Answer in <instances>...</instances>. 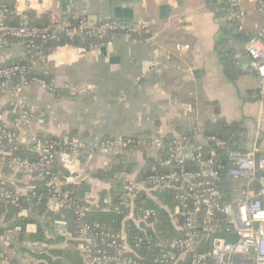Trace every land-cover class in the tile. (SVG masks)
<instances>
[{"label": "crops", "instance_id": "crops-1", "mask_svg": "<svg viewBox=\"0 0 264 264\" xmlns=\"http://www.w3.org/2000/svg\"><path fill=\"white\" fill-rule=\"evenodd\" d=\"M233 1L20 0L13 20L21 23L30 22L31 12L37 18L45 15L51 25L94 17L92 23L98 25L99 17H104L141 25L143 31L138 38L106 36L80 54L63 46L32 57L26 42L5 41L0 63L26 60L30 54V67L55 91L17 88L14 83L0 87V122H10L8 108L20 101L33 119L28 127L16 130L18 144L27 147L33 134L88 146L75 153L61 149L54 164L66 185H86L90 207L103 210L110 200L108 192L119 183L137 184L140 171L149 159L157 158L165 137L172 140L216 122L235 124L234 148L264 156V91H260L264 85L246 54L247 43L264 33V0L261 6L254 0H239L236 7L231 6ZM128 139L138 145L94 147ZM0 173L6 177L3 168ZM261 176L253 187H260ZM30 180L29 174L22 175L11 187L25 192ZM138 190L137 194L158 202L157 191ZM50 234L57 237L52 230ZM3 240L0 235V243L7 247ZM21 261L34 264L30 259Z\"/></svg>", "mask_w": 264, "mask_h": 264}, {"label": "built area", "instance_id": "built-area-1", "mask_svg": "<svg viewBox=\"0 0 264 264\" xmlns=\"http://www.w3.org/2000/svg\"><path fill=\"white\" fill-rule=\"evenodd\" d=\"M254 1L261 6L260 0ZM238 2L239 0H234L231 6L236 7ZM17 6H21L20 0H16L11 9L0 5V49L7 40H19L26 42L32 57L39 56L41 45L58 34L69 38L86 35L102 40L109 34L133 37L143 31L141 25L114 20H105L93 27L88 26L85 19L78 20L76 26L67 22L56 23L50 28L25 23L10 25L9 20L19 13ZM84 51L82 48L77 49L78 54ZM246 54L250 67L263 86L264 33L260 38H254L247 43ZM31 70L33 69L30 65L0 68V87L14 83L17 88L38 86L49 92L55 91L44 80L30 76ZM260 91L262 94L263 88ZM75 93L72 91L73 95ZM8 113L12 120L0 126V170L5 165L4 157L14 151L18 144L16 130L28 127L33 119V115L20 101L11 104ZM193 134L192 137L174 136L168 149V157L158 159L160 167L168 169L167 173L153 174L137 184L128 183L124 186L119 200V206L128 211L124 220L131 221L142 233L146 227L153 228L155 212L137 210L134 204L138 189L159 191L172 188L178 191L174 195L176 206L169 213V219L173 229L181 235L167 242L172 251L166 252L157 262L179 264V260L189 258L188 264H264V184L259 188L253 187L257 176L264 175V156L257 155L253 150L240 152L215 137H203L198 130ZM121 143L128 146L138 145L136 141L128 139L121 142L106 141L94 147L108 150ZM27 145L39 157L38 161L28 163L14 159L9 168L19 169L30 176L38 173L37 179L47 178L45 186L50 195L49 204H59L61 208L68 205L70 193L63 190L66 184L53 176L51 170L61 149L75 153L87 150L88 146L77 140L59 141L33 134L29 136ZM206 145L213 146L214 149L205 150L209 156L205 158L203 152ZM217 151L220 155L222 152L226 165H222L221 160L217 158ZM189 165H193V168H189ZM221 172L224 174L223 178L220 177ZM226 188L230 191L225 194ZM33 190V187H28L22 193L17 190L15 193L0 190V202H17L21 196L25 197L27 202L31 201L30 198L39 202L40 197ZM224 198L226 201L221 203ZM108 201L106 210H110V200ZM86 202L90 204L89 200ZM119 206L111 210L120 215L122 211ZM86 211L85 206H78L75 210L78 219L76 236L71 237L66 225L61 222L54 224L53 235L77 242V249L83 253L85 264H139L135 260L121 258L120 255L132 253L136 256L134 249L141 247L146 237L134 238L132 245H129L124 232L105 234L109 245L117 250L116 255L94 256L91 252V228L82 220ZM159 247L162 248V245ZM198 247L201 249L197 250Z\"/></svg>", "mask_w": 264, "mask_h": 264}, {"label": "trees", "instance_id": "trees-1", "mask_svg": "<svg viewBox=\"0 0 264 264\" xmlns=\"http://www.w3.org/2000/svg\"><path fill=\"white\" fill-rule=\"evenodd\" d=\"M0 5L11 9L13 7V2L3 0ZM27 16H29L30 19L28 24L31 26L41 28H50L52 26L49 19L45 15L37 18L33 15V13L28 12ZM13 19L14 17L9 20L10 25L21 24V22L17 19ZM77 22L78 20H69L67 23L71 26H76ZM110 35L112 34H109L108 36ZM133 37L138 38V36ZM102 40L86 35L69 38L64 34H58L56 36H52L46 43L41 45V52L54 47L63 46H69L75 49L82 48L85 51H88L92 47H95V45H98ZM29 57L30 54L27 55V58ZM27 58L26 60H6V62L0 63V68L12 65L28 67L29 59ZM29 75L36 76L49 84L40 72L31 70ZM9 110L10 107L8 108V111ZM11 120V117H9L8 121ZM1 125L2 123L0 122V126ZM10 132L15 131L10 130ZM198 132L203 137H215L230 144L231 148H234L233 143L236 141L237 125L216 122L205 125L204 127L198 129ZM181 135L192 137L194 134L193 131H190L187 133H181ZM49 139L55 140L54 138ZM170 143V137H165L162 140V148L158 150L157 158L148 160L147 166H145V168H143V170L139 173L138 182H141L150 175L165 174L168 172V169L160 167L158 159L163 160L168 157ZM209 149L213 150L214 147L206 145L204 147L203 157H209L205 153V150ZM217 156V158L221 160L222 165L227 164L225 157L222 156V152L220 155V152L217 151ZM14 159L27 161L28 163H35L38 161L39 157L32 152L28 146L24 147L17 144L15 150L4 157L5 165L3 167V172L6 177H0L1 191H11L12 193L17 192L16 189L11 187L12 181L22 175H27L19 169L9 168V165ZM189 168H193V165H189ZM51 172L53 173V176L58 179L62 180L64 178L63 175H58V170L56 169L55 164L53 165ZM37 175L38 173H34L30 176L31 180L28 182V187L34 188L33 191H35L40 197L39 202L32 198H30V202H27L26 198L22 196L18 198L17 202L7 200L0 202V221L3 222H1L0 226V235L2 239H4L2 243H8L7 247H4L0 243V260H5L6 264H23L21 259H30V261L34 264H85L83 253L77 249V242L62 236L54 238L50 234L54 224L56 222H61L66 225L71 237L76 236V225L78 219L75 215V210L78 206H85L87 208L85 216L82 220L91 228L90 234L93 239L91 252L94 256L116 255L117 250L109 245V240L105 234H117L124 232L129 245H132L134 238L140 236H142V238L145 236L146 238L141 247L134 249L136 256L132 253H128L120 255L121 258L132 259L137 261L139 264H161L160 262H157L158 259L166 252L172 251L167 242L172 239H177L181 235L179 231L173 229L169 219V213L176 206L174 195L178 190L167 188L155 192L158 202L147 199L140 193L136 195L134 204L136 205L137 210H151L156 214L153 228L146 227L143 232L145 235H143L142 231H139L131 221L124 220L128 211L124 209L123 206H119L120 196L125 186L124 183H119L116 188L108 192L110 196V210H103V207H90V205L86 202V200H88L86 195L89 191V188L86 185H66L63 190L70 193V202L68 205L62 207L58 212H54L49 211L48 209L50 195L48 194V188L45 186L47 178L45 180L43 178L37 179ZM220 177H224L222 172ZM225 201L226 199L224 198L221 203ZM116 206H119L122 214H116L111 210ZM164 207H167V209H164ZM23 210L29 212L27 217L20 216L21 211ZM29 226H33L35 230L33 232H28L27 228ZM159 245H162V248H160ZM200 249L201 247L197 248V250ZM188 261L189 258L187 260L181 259L179 260V264H188ZM108 264L115 263L109 262Z\"/></svg>", "mask_w": 264, "mask_h": 264}, {"label": "water", "instance_id": "water-1", "mask_svg": "<svg viewBox=\"0 0 264 264\" xmlns=\"http://www.w3.org/2000/svg\"><path fill=\"white\" fill-rule=\"evenodd\" d=\"M95 17L94 18H90V20L89 21H87V25L88 26H90V27H93V26H95L92 22H94L95 21ZM99 20L101 21V22H103V21H105L106 19L104 18V17H99ZM184 153H186L185 151H184ZM260 187H262L263 186V184H264V175L263 176H261L260 177ZM49 208V211H54V212H58L60 209H61V205H59V204H49V206H48ZM21 215H23V216H27V212H23Z\"/></svg>", "mask_w": 264, "mask_h": 264}]
</instances>
